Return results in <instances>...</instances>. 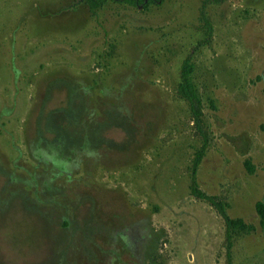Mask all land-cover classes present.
<instances>
[{"label":"rangeland","instance_id":"obj_1","mask_svg":"<svg viewBox=\"0 0 264 264\" xmlns=\"http://www.w3.org/2000/svg\"><path fill=\"white\" fill-rule=\"evenodd\" d=\"M203 3L0 0V264H264V0Z\"/></svg>","mask_w":264,"mask_h":264},{"label":"trees","instance_id":"obj_2","mask_svg":"<svg viewBox=\"0 0 264 264\" xmlns=\"http://www.w3.org/2000/svg\"><path fill=\"white\" fill-rule=\"evenodd\" d=\"M83 1L88 7L90 12H95L106 2H110L118 5H127L136 9H144L149 6H158L160 4H163L165 0H83ZM224 1L225 0H204L203 9L208 4L220 5ZM203 9H202L201 17L204 21V26L207 30V34L209 38L211 36L212 28L208 19L205 16ZM193 72H194V64L192 62V55H190L183 61L181 65L180 84L177 87V94L181 99H183L188 103L191 115L193 116V120L195 124H198L201 116L200 99L198 97L196 88L193 83ZM203 157H204V147H202L200 151L196 153L192 162L191 186H190V192L192 196H194L199 200L209 202L217 210L219 215L224 219L228 231L230 232L238 231V233L248 232V227L245 226L243 220H230L226 216L223 207L219 203H216L213 198L208 197L207 195L203 194L198 190L195 177H196L197 168ZM255 212L258 215V217H260L262 224H264V201L256 203Z\"/></svg>","mask_w":264,"mask_h":264},{"label":"flooded vegetation","instance_id":"obj_3","mask_svg":"<svg viewBox=\"0 0 264 264\" xmlns=\"http://www.w3.org/2000/svg\"><path fill=\"white\" fill-rule=\"evenodd\" d=\"M9 179H11V178H9ZM3 190H0V197L3 195ZM11 197V196H10ZM10 197H9V199H10ZM8 201V200H7Z\"/></svg>","mask_w":264,"mask_h":264}]
</instances>
